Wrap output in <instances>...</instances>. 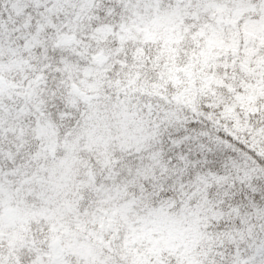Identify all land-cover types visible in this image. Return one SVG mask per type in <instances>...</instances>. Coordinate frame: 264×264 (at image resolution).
Here are the masks:
<instances>
[{
	"label": "snow or ice",
	"instance_id": "6c2138e0",
	"mask_svg": "<svg viewBox=\"0 0 264 264\" xmlns=\"http://www.w3.org/2000/svg\"><path fill=\"white\" fill-rule=\"evenodd\" d=\"M0 264H264V0H0Z\"/></svg>",
	"mask_w": 264,
	"mask_h": 264
}]
</instances>
